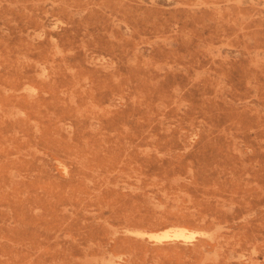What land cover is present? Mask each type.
Masks as SVG:
<instances>
[{
  "label": "rangeland",
  "instance_id": "rangeland-1",
  "mask_svg": "<svg viewBox=\"0 0 264 264\" xmlns=\"http://www.w3.org/2000/svg\"><path fill=\"white\" fill-rule=\"evenodd\" d=\"M0 264H264V0H0Z\"/></svg>",
  "mask_w": 264,
  "mask_h": 264
},
{
  "label": "bare ground",
  "instance_id": "bare-ground-1",
  "mask_svg": "<svg viewBox=\"0 0 264 264\" xmlns=\"http://www.w3.org/2000/svg\"><path fill=\"white\" fill-rule=\"evenodd\" d=\"M165 232V231H164ZM163 233V232H162ZM159 234V233H158ZM166 235V234H165ZM168 235V233H167ZM173 235L175 237H181V238H184V239H187L188 237H190L191 235L187 234L183 229H176L174 230L173 232ZM157 237V236H156ZM166 237V236H165Z\"/></svg>",
  "mask_w": 264,
  "mask_h": 264
}]
</instances>
